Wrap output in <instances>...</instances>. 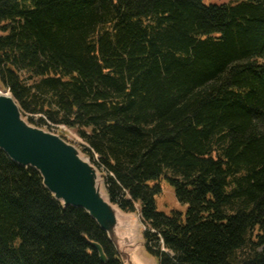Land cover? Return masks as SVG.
<instances>
[{
    "label": "trees",
    "instance_id": "trees-1",
    "mask_svg": "<svg viewBox=\"0 0 264 264\" xmlns=\"http://www.w3.org/2000/svg\"><path fill=\"white\" fill-rule=\"evenodd\" d=\"M0 87L81 137L159 264H264V0H0ZM0 264L123 263L0 148Z\"/></svg>",
    "mask_w": 264,
    "mask_h": 264
},
{
    "label": "water",
    "instance_id": "water-1",
    "mask_svg": "<svg viewBox=\"0 0 264 264\" xmlns=\"http://www.w3.org/2000/svg\"><path fill=\"white\" fill-rule=\"evenodd\" d=\"M0 148L15 162L36 169L64 208L84 209L106 232L123 264H144L133 253L138 238L135 211H126L112 200L102 171L82 148L60 133L30 122L7 88L0 90ZM92 244L105 262L103 246L97 241Z\"/></svg>",
    "mask_w": 264,
    "mask_h": 264
},
{
    "label": "rangeland",
    "instance_id": "rangeland-1",
    "mask_svg": "<svg viewBox=\"0 0 264 264\" xmlns=\"http://www.w3.org/2000/svg\"><path fill=\"white\" fill-rule=\"evenodd\" d=\"M206 3H210V2H223V1H228V0H204ZM3 87H0V90H2ZM27 117V116H26ZM28 118V117H27ZM35 123H40V121L38 120L37 116H34L33 120ZM41 125V124H40ZM44 127V126H43ZM66 130V128H64ZM52 130L58 133H62L65 135V138L69 141H71L72 143L76 144L77 146H79L80 148L83 149V141L81 139V137L76 134L74 131L70 130L71 133H64V130L60 127L57 126H53ZM68 132V131H67ZM87 158L90 159V161L92 163L93 159L86 153ZM97 157V155H95V158ZM95 165L98 166V168L102 171L103 176L105 177L107 174V170L104 169V167H101L98 162L94 163ZM162 191L157 194L156 196V204L159 210L161 211H165V212H170V210L172 209H181L184 210L185 206L184 204L180 203L177 199V196L170 184V181L167 178H164L162 181ZM136 208L137 210L135 211V213H133V221L136 224L137 230L135 231L138 238H137V243L134 245L133 247V253L134 256L137 257V260L140 259L142 260V262L144 264H157V260L154 256H152L150 253L147 252V250L145 249L144 245H143V230L146 227V224L144 222H142L141 217H140V205L136 204ZM139 261V260H138Z\"/></svg>",
    "mask_w": 264,
    "mask_h": 264
},
{
    "label": "bare ground",
    "instance_id": "bare-ground-1",
    "mask_svg": "<svg viewBox=\"0 0 264 264\" xmlns=\"http://www.w3.org/2000/svg\"><path fill=\"white\" fill-rule=\"evenodd\" d=\"M64 137V136H63ZM106 180V179H105Z\"/></svg>",
    "mask_w": 264,
    "mask_h": 264
}]
</instances>
